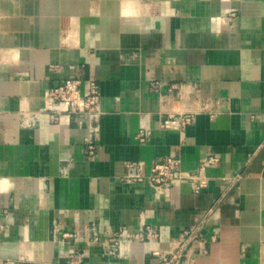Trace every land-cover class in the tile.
Instances as JSON below:
<instances>
[{"label":"crops","instance_id":"crops-1","mask_svg":"<svg viewBox=\"0 0 264 264\" xmlns=\"http://www.w3.org/2000/svg\"><path fill=\"white\" fill-rule=\"evenodd\" d=\"M74 77L98 119L57 125L46 93ZM172 156L219 165L198 195L123 180ZM194 231L216 242L181 264H264V0H0V264H158Z\"/></svg>","mask_w":264,"mask_h":264},{"label":"built area","instance_id":"built-area-1","mask_svg":"<svg viewBox=\"0 0 264 264\" xmlns=\"http://www.w3.org/2000/svg\"><path fill=\"white\" fill-rule=\"evenodd\" d=\"M81 79L74 77L64 80L62 83L50 88L46 93L44 108L48 112L50 119L57 125L69 123L71 116L75 117V121L82 124L87 121H95L98 119L100 111V94L98 86L90 81L86 84L84 94L80 90ZM158 83L152 84V90H157ZM193 121V113L181 112L176 115H168L167 119L162 123L161 129L184 132ZM150 136L147 128H140L135 135L138 144H144ZM88 155L94 154V146L90 140H85ZM178 157H167L153 163L148 172L144 174V165L140 162H130L125 165V174L123 180L127 183L147 184L153 191L169 195L171 190L187 187L193 195H198L207 188L210 178L206 172L216 168L219 165V159L216 157H206L201 160L196 168L192 171H182L179 169ZM146 232L145 238L150 241L156 235L148 226H144ZM141 234L136 235L135 239L141 241ZM217 232H213L209 238H203L197 231L186 232L183 235L181 245L171 252L160 253L152 251L151 254L158 260V264H181V252L183 245L188 242L198 243L199 253L206 255L204 246L208 243H215Z\"/></svg>","mask_w":264,"mask_h":264}]
</instances>
